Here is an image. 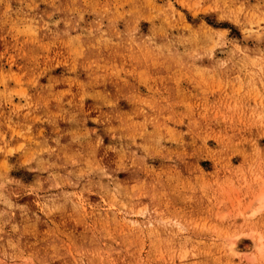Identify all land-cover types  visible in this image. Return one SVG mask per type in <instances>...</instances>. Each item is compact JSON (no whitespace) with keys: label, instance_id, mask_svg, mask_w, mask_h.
I'll use <instances>...</instances> for the list:
<instances>
[{"label":"rangeland","instance_id":"374dc122","mask_svg":"<svg viewBox=\"0 0 264 264\" xmlns=\"http://www.w3.org/2000/svg\"><path fill=\"white\" fill-rule=\"evenodd\" d=\"M0 264H264V0H0Z\"/></svg>","mask_w":264,"mask_h":264},{"label":"bare ground","instance_id":"6f19581e","mask_svg":"<svg viewBox=\"0 0 264 264\" xmlns=\"http://www.w3.org/2000/svg\"><path fill=\"white\" fill-rule=\"evenodd\" d=\"M251 237H252V236H251ZM231 246H232V247L235 246L234 242L231 243ZM261 246H262V245H261ZM233 248H235V247H233Z\"/></svg>","mask_w":264,"mask_h":264}]
</instances>
